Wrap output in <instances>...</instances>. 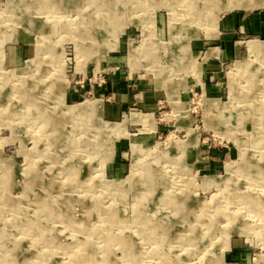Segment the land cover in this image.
Segmentation results:
<instances>
[{
  "label": "rangeland",
  "instance_id": "rangeland-1",
  "mask_svg": "<svg viewBox=\"0 0 264 264\" xmlns=\"http://www.w3.org/2000/svg\"><path fill=\"white\" fill-rule=\"evenodd\" d=\"M254 15L264 0H0V264H264Z\"/></svg>",
  "mask_w": 264,
  "mask_h": 264
},
{
  "label": "crops",
  "instance_id": "crops-1",
  "mask_svg": "<svg viewBox=\"0 0 264 264\" xmlns=\"http://www.w3.org/2000/svg\"><path fill=\"white\" fill-rule=\"evenodd\" d=\"M240 17L236 16H229L228 18L224 19L220 23V27L222 30V34L219 36V47L212 48V54L220 56V58L224 60H229L232 57H236L238 55V51L233 44V34L232 31L236 29L237 25L239 24ZM243 29L249 34H259L264 35V16L257 17L249 16L243 24ZM216 58V57H215ZM209 69L205 74V83L202 84L204 90L207 92L214 91V81L216 79V61H212L209 64Z\"/></svg>",
  "mask_w": 264,
  "mask_h": 264
},
{
  "label": "bare ground",
  "instance_id": "bare-ground-1",
  "mask_svg": "<svg viewBox=\"0 0 264 264\" xmlns=\"http://www.w3.org/2000/svg\"><path fill=\"white\" fill-rule=\"evenodd\" d=\"M199 1V0H198ZM202 1V0H201ZM216 10V9H215ZM188 12V11H187ZM186 13V11H185ZM210 19V18H209ZM191 25V24H190ZM175 26V25H174ZM249 48L251 51H253L254 53H264V44H259V43H254V42H250L249 43ZM82 105V104H81ZM214 107V106H213ZM86 108V107H85ZM217 108V107H216ZM210 109V108H209ZM162 156V155H161ZM160 177V176H159ZM164 185V184H163ZM183 195V194H182ZM239 199V198H238ZM237 199V200H238ZM186 201V200H185ZM60 214V213H59ZM217 260V259H216Z\"/></svg>",
  "mask_w": 264,
  "mask_h": 264
}]
</instances>
